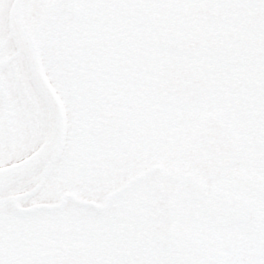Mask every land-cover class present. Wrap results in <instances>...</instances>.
Returning <instances> with one entry per match:
<instances>
[{
	"label": "rangeland",
	"instance_id": "1",
	"mask_svg": "<svg viewBox=\"0 0 264 264\" xmlns=\"http://www.w3.org/2000/svg\"><path fill=\"white\" fill-rule=\"evenodd\" d=\"M10 1L0 0V12L4 16L0 24V123L4 126L2 128L0 125V132L4 129V136L0 133V163L13 161L33 149L47 134L52 122L50 110L29 74L18 43L8 30L5 12ZM36 1L49 2L50 5L39 22L37 39L44 68L66 109L65 153L70 152L72 155L69 157V165L62 163L60 160L63 159L60 158L39 188L34 187L32 190L40 179L41 168H33L2 182L0 246L10 244L8 232L19 222L31 221L36 229L41 230L52 216L58 224L64 226H72L74 221L87 220L104 232L101 242L110 259L106 264H118L117 258L123 257L124 253L120 252L125 250L123 246L126 243L130 244L132 234L126 225L122 226L117 220L115 200L122 195L127 201H130V196H139L147 202L150 211L140 223L132 226L133 234L146 229L156 237L173 240L172 250L178 252L177 264L199 263L194 252L209 236L221 243L224 252L221 264H260L255 259L258 249L255 244L257 241L263 243L261 255L264 258V197L259 196L257 199L250 196L245 193L242 185V202L246 209L243 212L250 209L247 218L254 219L258 224L254 232L246 222L249 220H243V213L240 222L238 206L235 207V213H231L232 198L239 199L240 186L232 187L219 180L204 178L177 154L167 158L163 155L168 150L162 151L152 163L136 171L131 170L130 174L122 171L119 176L100 181L98 186H93L96 179L83 184L79 183L81 175L75 179L77 182L68 177L69 174L78 173V165L81 164L79 162L74 165L75 160L79 161V155L74 156L73 151L84 153L103 144L99 139L97 142L95 135L102 97L96 93L94 86L98 82L102 86L99 71L96 72L101 63L97 65L91 55L87 58L80 56L74 62L72 55L66 61L63 56L55 55L65 53L71 39V30H75V35L85 40L88 35L91 39L94 37L90 33L92 30L97 34L94 18L88 20L84 15L86 4L94 0ZM65 71L73 75L71 81ZM53 72L58 75L51 76ZM103 73L107 78L105 85L109 88L102 86L104 91L111 93L115 89L124 92L134 89L132 79L120 82L118 71H112L109 75ZM30 100L33 102L32 109ZM141 101L144 103L146 98ZM198 109L197 106H185L167 111V117L171 120L170 133L187 138L192 130V122L199 114ZM60 169L67 170L66 179L58 174L54 181H48ZM124 171L129 173L128 169ZM46 184L52 190H46ZM37 202L43 206L31 212L25 211L26 206ZM194 237L198 238V245L183 243ZM26 247L29 249L28 244ZM157 264L166 262L161 259Z\"/></svg>",
	"mask_w": 264,
	"mask_h": 264
},
{
	"label": "flooded vegetation",
	"instance_id": "2",
	"mask_svg": "<svg viewBox=\"0 0 264 264\" xmlns=\"http://www.w3.org/2000/svg\"><path fill=\"white\" fill-rule=\"evenodd\" d=\"M93 2L86 4L84 13L95 17V50L100 62L109 61L115 70L144 69L153 88L157 83L152 73L171 57L194 60L207 71L209 81L200 101L182 107L199 108L192 127L204 112L216 113L236 135L239 152L220 181L240 186L239 199L232 200L237 202L233 210L239 207L242 222V213L250 212L242 210V185H254L256 189L251 190L256 198L264 197V0H103L90 7ZM70 38L83 46L91 39L74 33ZM30 104L32 109L31 100ZM0 133L4 136V129ZM144 165L148 162H131L123 167L129 173L123 172L130 174ZM40 180L39 186L45 177L41 175ZM45 186L52 190L49 184ZM249 225L256 232L258 226ZM140 244L147 249L144 240ZM262 246L260 241L255 244L260 260ZM122 258L120 264L125 261Z\"/></svg>",
	"mask_w": 264,
	"mask_h": 264
},
{
	"label": "water",
	"instance_id": "3",
	"mask_svg": "<svg viewBox=\"0 0 264 264\" xmlns=\"http://www.w3.org/2000/svg\"><path fill=\"white\" fill-rule=\"evenodd\" d=\"M22 3L23 0H12L8 22L29 70L49 106L52 126L47 138L35 151L16 162L0 166V181L38 162L49 166L60 153L65 134L64 108L43 70L36 40L22 14ZM157 76L160 91L178 105L200 98L208 74L195 62L174 58L158 69ZM126 123L124 112L115 108L104 113L97 131L106 139H114L118 129ZM181 150L183 158L189 160L205 177L219 178L224 174L226 166L232 162L238 151V144L235 135L217 114L206 113L196 124L190 142L182 146ZM141 259L139 253L135 254V261ZM52 264H98V257L89 246L72 242L53 254Z\"/></svg>",
	"mask_w": 264,
	"mask_h": 264
},
{
	"label": "trees",
	"instance_id": "4",
	"mask_svg": "<svg viewBox=\"0 0 264 264\" xmlns=\"http://www.w3.org/2000/svg\"><path fill=\"white\" fill-rule=\"evenodd\" d=\"M122 69L124 71L119 72V78H121L122 75H125V78L132 79L134 82V86L139 89V91L135 92L137 90L135 89V91L133 92L135 96L141 95L143 93L149 94L154 91L155 88H153L151 83L147 81L148 73L145 72V70H140L136 68L132 70V67H125ZM98 76L100 79L107 81L104 75L100 74V72H98ZM103 93V96H108L112 94L107 91ZM122 93L117 96L112 95V99H116L118 101L119 98L126 99L131 95L127 92H125V95H122ZM157 94L158 93L155 92V94H152L151 96L155 95V98H158ZM155 100L152 101V104H154L152 106H149L147 103H141V107L144 109L141 111V115L143 116H141L137 123L134 124L133 132L135 136H137L134 141V146L137 148L138 151L144 152L142 155H140L141 153H137L133 150L130 151V153L126 154H112V152L109 154H105L106 152H101L98 154V152L96 153V149L87 150L86 152L81 154L74 152V156L79 155V161L75 160L74 165L78 164L81 159L84 160V163L83 165H78L79 172L71 175L70 179L72 178L75 180L77 177H79V175H82L83 179H97L96 183H94L93 186H98L100 181L112 179L115 176L119 175L122 172L121 169H123L124 171L125 168L123 167H127L131 162L137 163V161H142L143 159H146L145 161H150L149 158L152 160L158 155V153L162 151L170 149L174 150L175 147L177 148V140L174 137L170 136V134L167 132V119L165 118V115L160 114L158 101ZM164 155L167 156L169 154ZM82 177L80 179H82ZM54 224L55 223H52L53 227L50 226L49 229L38 231L36 230L33 225V222L31 221H24L22 223L19 222L17 229H13L12 236L9 237L11 241L10 239L8 241H15L17 243L19 242V245L31 240H33L34 242H38V240L42 242L44 238H41L40 236L37 237V235H53L54 233H56L57 230V226ZM60 226L64 225L60 224ZM62 230L63 232L61 234L67 237L68 240L80 239L82 241H87L86 239L93 238V235L97 233L90 229L88 225L84 224V222H78L73 224L72 226H64L62 227ZM1 248H3L2 254H7L8 256L9 262L7 264H14L13 256L10 252L11 245L8 244L7 246H3ZM55 248L56 246H48L45 252H42L45 258H42L41 260H44V262H48L49 257L51 256L52 251ZM205 259L206 262H204V264H213L209 258Z\"/></svg>",
	"mask_w": 264,
	"mask_h": 264
},
{
	"label": "bare ground",
	"instance_id": "5",
	"mask_svg": "<svg viewBox=\"0 0 264 264\" xmlns=\"http://www.w3.org/2000/svg\"><path fill=\"white\" fill-rule=\"evenodd\" d=\"M49 7V2H38L36 0H26L24 2V13L30 24L38 22Z\"/></svg>",
	"mask_w": 264,
	"mask_h": 264
}]
</instances>
